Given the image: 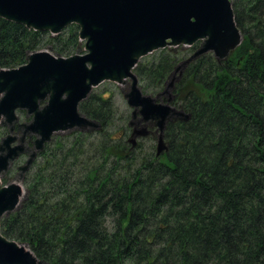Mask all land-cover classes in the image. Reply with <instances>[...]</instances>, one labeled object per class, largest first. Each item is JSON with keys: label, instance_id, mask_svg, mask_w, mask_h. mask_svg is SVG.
<instances>
[{"label": "trees", "instance_id": "16d2710c", "mask_svg": "<svg viewBox=\"0 0 264 264\" xmlns=\"http://www.w3.org/2000/svg\"><path fill=\"white\" fill-rule=\"evenodd\" d=\"M232 2L243 41L226 59L207 53L186 67L171 104L189 118L167 124V150L157 153L156 128L133 137L112 90L93 91L80 111L101 127L46 144L3 235L46 264H264V0ZM81 45L77 24L53 35L0 17V68ZM197 47L143 57V93H161Z\"/></svg>", "mask_w": 264, "mask_h": 264}, {"label": "water", "instance_id": "95a60500", "mask_svg": "<svg viewBox=\"0 0 264 264\" xmlns=\"http://www.w3.org/2000/svg\"><path fill=\"white\" fill-rule=\"evenodd\" d=\"M0 17L53 35L77 24L83 43L71 56L38 50L19 67L0 68V126L9 129L0 142V221L22 206L28 194L23 178L55 135L101 127L80 111L94 88L106 81L121 86L132 108L133 137L147 136L155 127L160 155L167 150V124L189 118L171 104L186 67L207 53L226 59L243 41L232 0H0ZM197 43L161 93H143L134 72L143 57ZM166 96V102L159 101ZM19 111L30 120L20 122ZM28 137L33 147L26 145ZM23 154L28 159L18 175L3 185L1 177ZM0 264L46 263L27 244L3 235L0 224Z\"/></svg>", "mask_w": 264, "mask_h": 264}, {"label": "rangeland", "instance_id": "374dc122", "mask_svg": "<svg viewBox=\"0 0 264 264\" xmlns=\"http://www.w3.org/2000/svg\"><path fill=\"white\" fill-rule=\"evenodd\" d=\"M81 46H83V43H82V45ZM50 47L51 46H49V47H46V48H43L42 50H49L50 52H52V53H54L53 52V48H52V50H50ZM179 47H182V46H179ZM179 47H175V48H173V47H171V49H177V48H179ZM184 48V47H183ZM186 48H188V47H186ZM238 48V47H237ZM236 48V49H237ZM235 49V50H236ZM234 50V51H235ZM234 51H232L231 52V54L234 52ZM55 54V53H54ZM230 54V55H231ZM229 55V56H230ZM175 70V69H174ZM172 74V73H171ZM183 75V74H182ZM170 77V76H169ZM182 77V76H181ZM169 80V78L167 79V81ZM180 80V79H179ZM167 81H166V83H165V88H166V84H167ZM178 82V81H177ZM176 82V83H177ZM140 85V84H139ZM164 88V89H165ZM110 90H112V92H113V94H112V96H113V98H114V100H115V102H116V104H117V106H118V108H119V110H120V112L121 113H126L127 111H130V113L132 114V108H130L129 106H128V103H127V101H126V99L124 98V96H123V93H122V90H121V86L120 85H118V84H116V83H114V82H110V81H106V82H104V83H102V84H100L98 87H96V88H94L93 89V91H105V92H108V91H110ZM174 90H175V87H174V89L172 90V94H173V97L175 98V93H174ZM168 98V96H166L165 97V99L163 98V99H159V101H163V102H166L167 99ZM19 116H20V119L22 120V119H25L24 117H25V115L24 114H22V113H19ZM132 119V115H130V120ZM3 126H0V142H1V140H2V138L3 137H5L6 136V134H3L2 133V128ZM153 128H155V127H153ZM157 132H155V134H156ZM158 135V134H157ZM156 135V136H157ZM158 137V136H157ZM157 142H158V138H157ZM158 144V143H157ZM20 161H21V159L18 161V163H20ZM24 161V160H23ZM26 161V160H25ZM24 161V162H25ZM18 173L19 172H16V169H11L10 171H9V173L7 174V175H3L2 177H1V180H2V183H3V185H5V184H8L9 182H11L12 180H14V178L18 175ZM23 187L24 188H26L25 187V184L23 183Z\"/></svg>", "mask_w": 264, "mask_h": 264}, {"label": "flooded vegetation", "instance_id": "af4514ba", "mask_svg": "<svg viewBox=\"0 0 264 264\" xmlns=\"http://www.w3.org/2000/svg\"><path fill=\"white\" fill-rule=\"evenodd\" d=\"M27 118H29V117H27ZM25 121H28V120H20V122H25ZM15 130L18 131V124L16 125ZM26 145L33 147L32 139H30L29 137L26 140ZM20 159H21V161H20V163H18V161ZM27 159H28V155H26V154L21 155L18 159H16L15 161H13L11 163L9 170L4 174V176L7 175L12 168L16 169V172H19V167H21L27 161ZM23 160L24 161L26 160V161L24 162ZM24 178H25V176H24ZM24 178H23V183H24Z\"/></svg>", "mask_w": 264, "mask_h": 264}]
</instances>
